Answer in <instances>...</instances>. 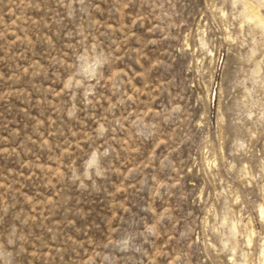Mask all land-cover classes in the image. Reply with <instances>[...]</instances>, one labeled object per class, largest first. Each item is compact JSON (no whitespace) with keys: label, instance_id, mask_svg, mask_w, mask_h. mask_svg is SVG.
<instances>
[{"label":"rangeland","instance_id":"rangeland-1","mask_svg":"<svg viewBox=\"0 0 264 264\" xmlns=\"http://www.w3.org/2000/svg\"><path fill=\"white\" fill-rule=\"evenodd\" d=\"M249 8L0 0V264H264Z\"/></svg>","mask_w":264,"mask_h":264},{"label":"bare ground","instance_id":"bare-ground-1","mask_svg":"<svg viewBox=\"0 0 264 264\" xmlns=\"http://www.w3.org/2000/svg\"><path fill=\"white\" fill-rule=\"evenodd\" d=\"M245 5H246V4H245ZM246 8H248V7L246 6ZM251 8H252V7H251ZM251 8H249V11H250V13H251V15H249V18L259 19L261 23H264V19H263V20L260 19L259 16H258V14H257V11H255L254 9H251ZM246 10H247V9H246ZM250 16H251V17H250Z\"/></svg>","mask_w":264,"mask_h":264}]
</instances>
